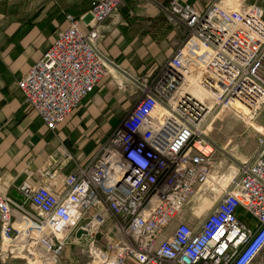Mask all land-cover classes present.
I'll use <instances>...</instances> for the list:
<instances>
[{
	"label": "built area",
	"instance_id": "2783aa9c",
	"mask_svg": "<svg viewBox=\"0 0 264 264\" xmlns=\"http://www.w3.org/2000/svg\"><path fill=\"white\" fill-rule=\"evenodd\" d=\"M197 1L203 11L169 2L187 36L157 76L134 80L147 95L99 158L76 166L61 193L45 182L22 186V200L0 195V264H68L82 242L90 264H254L264 252V140L225 171L206 135L216 110L264 106V0ZM124 2L93 0L86 15L67 14L68 27L18 83L67 159L60 126L119 70L98 41ZM206 199L202 217L193 208ZM80 228L89 236L77 240Z\"/></svg>",
	"mask_w": 264,
	"mask_h": 264
},
{
	"label": "crops",
	"instance_id": "0c3cea01",
	"mask_svg": "<svg viewBox=\"0 0 264 264\" xmlns=\"http://www.w3.org/2000/svg\"><path fill=\"white\" fill-rule=\"evenodd\" d=\"M92 1L0 0V195L22 200V186L45 182L61 193L66 176L76 166L92 161L99 132L109 134L119 126L131 92V88L128 92L119 86L126 78L122 72L150 74L163 66L179 45L183 30L177 33L163 14L171 0H125L117 16L102 26L98 41L119 70L105 76L60 126L59 138L72 159L63 157L58 140L25 102L18 83L68 27L66 15H86ZM181 1L199 11L205 8V3L197 0ZM45 172L53 177L45 179ZM239 214L246 223H253ZM258 260L254 264H260ZM19 263L24 264H13Z\"/></svg>",
	"mask_w": 264,
	"mask_h": 264
},
{
	"label": "rangeland",
	"instance_id": "374dc122",
	"mask_svg": "<svg viewBox=\"0 0 264 264\" xmlns=\"http://www.w3.org/2000/svg\"><path fill=\"white\" fill-rule=\"evenodd\" d=\"M253 2L254 0H246L248 4H252ZM163 14L177 33H180V29L183 30V35L178 47L175 49L176 51L181 46V43H183L188 32L180 21L172 17L168 11V5L163 7ZM163 66L158 70L155 69L156 71L150 74L131 75L128 73V75L127 72H122L123 76L126 78L122 79L124 83L119 85L120 88L124 91H128V88H131V92L128 91L129 93H127L128 105L120 118L118 127L112 128L109 134L99 132V140L97 141L92 160L102 155L132 110L147 95V93L143 92L145 89H141V86H134V80L139 79L138 81H141L142 78L157 76L156 74H158ZM129 76L132 78L130 81L127 80ZM151 82L149 84H151ZM206 133L207 139L216 147V157L223 162L221 166L225 171H229V167L237 166L241 164V162L251 159L264 140V106L260 110L244 115L234 113L228 109H218L214 113H211L206 126ZM207 200H211L212 202V199H206L201 202L198 208H193V211L204 217L207 213L206 210L212 205V203ZM112 237L113 234L109 236V240ZM100 242L104 243L101 239ZM83 249H86V243H83L79 247L72 246L69 251V258L71 261L68 264H90L92 260L82 252ZM64 259L68 260V256ZM258 259L260 264H264V252Z\"/></svg>",
	"mask_w": 264,
	"mask_h": 264
},
{
	"label": "water",
	"instance_id": "95a60500",
	"mask_svg": "<svg viewBox=\"0 0 264 264\" xmlns=\"http://www.w3.org/2000/svg\"><path fill=\"white\" fill-rule=\"evenodd\" d=\"M76 238L77 240H81L84 236L87 237L89 236V232L83 230L82 228H80L77 232H76Z\"/></svg>",
	"mask_w": 264,
	"mask_h": 264
},
{
	"label": "bare ground",
	"instance_id": "6f19581e",
	"mask_svg": "<svg viewBox=\"0 0 264 264\" xmlns=\"http://www.w3.org/2000/svg\"><path fill=\"white\" fill-rule=\"evenodd\" d=\"M207 134V133H206ZM207 201H210L211 202V200H207ZM212 203V202H211Z\"/></svg>",
	"mask_w": 264,
	"mask_h": 264
}]
</instances>
